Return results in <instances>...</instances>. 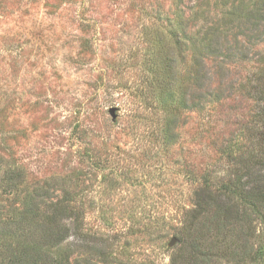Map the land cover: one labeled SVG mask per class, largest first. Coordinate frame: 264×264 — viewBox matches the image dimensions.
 Masks as SVG:
<instances>
[{"label": "rangeland", "instance_id": "374dc122", "mask_svg": "<svg viewBox=\"0 0 264 264\" xmlns=\"http://www.w3.org/2000/svg\"><path fill=\"white\" fill-rule=\"evenodd\" d=\"M232 2L0 0V217L43 186L82 208L85 236L109 254L79 249L71 264H171L196 202L257 130L264 29L248 18L255 0L228 16ZM215 31L212 50L245 60L209 49L200 69ZM6 170L23 173L18 193Z\"/></svg>", "mask_w": 264, "mask_h": 264}, {"label": "trees", "instance_id": "16d2710c", "mask_svg": "<svg viewBox=\"0 0 264 264\" xmlns=\"http://www.w3.org/2000/svg\"><path fill=\"white\" fill-rule=\"evenodd\" d=\"M242 9L241 0H233L227 14H241ZM249 9L254 12L248 18L257 20L256 27L264 29V0H255ZM213 35L199 42L200 69L209 49L215 57L221 53L222 62L245 60L235 49L224 53L212 50L218 38L216 31ZM254 74L251 88L259 103L254 116L257 130L244 154L234 156L233 169L221 186L216 191L208 188L205 198L200 196L202 202H196L197 207L180 230V246L171 254V264H262L263 253L257 250L254 238L255 223L264 224V70ZM201 80L207 87L203 76ZM4 180L7 194L18 193L23 173L6 170ZM43 189L36 185L25 193L22 208L8 210V217H0V264H71L72 255L79 249L107 263L106 248L84 234L82 208L70 197L53 198ZM71 236L72 242L61 248ZM74 264L95 263L76 258Z\"/></svg>", "mask_w": 264, "mask_h": 264}]
</instances>
